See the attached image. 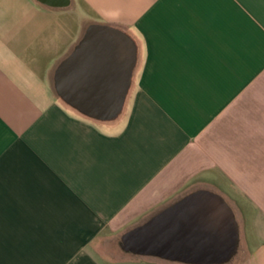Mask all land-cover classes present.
Returning <instances> with one entry per match:
<instances>
[{
  "label": "crops",
  "instance_id": "0c3cea01",
  "mask_svg": "<svg viewBox=\"0 0 264 264\" xmlns=\"http://www.w3.org/2000/svg\"><path fill=\"white\" fill-rule=\"evenodd\" d=\"M94 24L136 47L134 86L110 121L55 89ZM197 190L234 214L225 264H264V0H0V264L31 258L63 226L62 205H36L35 191H85L119 227ZM97 233L67 264H115L94 249Z\"/></svg>",
  "mask_w": 264,
  "mask_h": 264
},
{
  "label": "water",
  "instance_id": "95a60500",
  "mask_svg": "<svg viewBox=\"0 0 264 264\" xmlns=\"http://www.w3.org/2000/svg\"><path fill=\"white\" fill-rule=\"evenodd\" d=\"M135 65L136 47L130 37L111 26L90 25L58 67L55 89L62 101L81 115L110 121L123 109ZM238 238L234 214L225 200L213 192L197 190L126 231L119 246L134 256L185 264H225L235 255ZM187 240L192 246L185 244Z\"/></svg>",
  "mask_w": 264,
  "mask_h": 264
},
{
  "label": "rangeland",
  "instance_id": "374dc122",
  "mask_svg": "<svg viewBox=\"0 0 264 264\" xmlns=\"http://www.w3.org/2000/svg\"><path fill=\"white\" fill-rule=\"evenodd\" d=\"M133 83L132 80L129 89L134 86ZM35 193L36 205L38 203L37 199L42 200L41 203H47L49 199L50 204L62 205L63 226L61 228H50L49 231L52 242L35 243L32 245L34 247L32 257L28 259L23 256V258L16 261V264H67L70 262L69 257H66L67 259L64 258L66 255H71L78 251L80 244L77 243V241L89 234L97 233V231L101 239H98L94 243V249L102 256L108 257L109 260H113L115 264L131 262H148L150 264L163 263L155 258L134 256L126 254L121 250L119 246L121 236L126 231L140 224L138 218L131 220V222L124 226L109 227L107 225L118 215L117 212L106 213L100 211L98 208H94L98 206L96 204L92 206L91 197L87 196L85 191H35ZM19 199L21 202V200L25 198L20 196ZM124 214L126 215V213ZM24 215L25 212L19 213L20 217ZM132 215L133 212L131 213V216ZM37 231L38 229L36 228V233ZM40 231L43 234L44 231L42 229ZM46 231L47 229H45V232ZM18 250L21 253V244L18 245ZM234 261L232 263H234Z\"/></svg>",
  "mask_w": 264,
  "mask_h": 264
}]
</instances>
